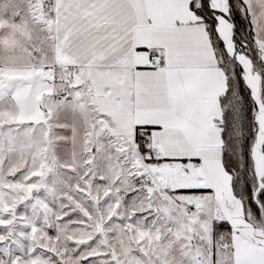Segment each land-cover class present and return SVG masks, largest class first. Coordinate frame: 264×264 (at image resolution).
<instances>
[{"label":"snow or ice","instance_id":"obj_1","mask_svg":"<svg viewBox=\"0 0 264 264\" xmlns=\"http://www.w3.org/2000/svg\"><path fill=\"white\" fill-rule=\"evenodd\" d=\"M0 264H264V0H0Z\"/></svg>","mask_w":264,"mask_h":264}]
</instances>
